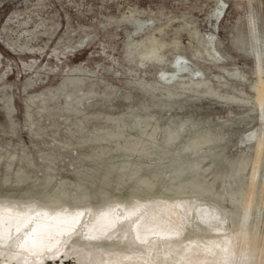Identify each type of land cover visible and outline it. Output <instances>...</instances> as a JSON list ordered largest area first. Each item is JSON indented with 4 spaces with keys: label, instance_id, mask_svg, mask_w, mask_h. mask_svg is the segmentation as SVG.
Returning <instances> with one entry per match:
<instances>
[{
    "label": "rangeland",
    "instance_id": "1",
    "mask_svg": "<svg viewBox=\"0 0 264 264\" xmlns=\"http://www.w3.org/2000/svg\"><path fill=\"white\" fill-rule=\"evenodd\" d=\"M262 89L264 0H0V197L196 199L264 239Z\"/></svg>",
    "mask_w": 264,
    "mask_h": 264
},
{
    "label": "bare ground",
    "instance_id": "2",
    "mask_svg": "<svg viewBox=\"0 0 264 264\" xmlns=\"http://www.w3.org/2000/svg\"><path fill=\"white\" fill-rule=\"evenodd\" d=\"M155 197L100 207L0 197V264H264V239L249 237L247 218L233 238L219 206Z\"/></svg>",
    "mask_w": 264,
    "mask_h": 264
}]
</instances>
